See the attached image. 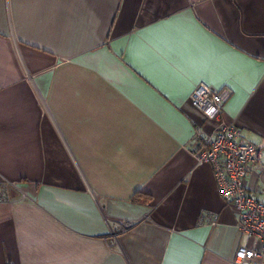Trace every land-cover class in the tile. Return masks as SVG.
<instances>
[{
    "label": "crops",
    "instance_id": "obj_1",
    "mask_svg": "<svg viewBox=\"0 0 264 264\" xmlns=\"http://www.w3.org/2000/svg\"><path fill=\"white\" fill-rule=\"evenodd\" d=\"M201 82L264 146V0H0V264H232Z\"/></svg>",
    "mask_w": 264,
    "mask_h": 264
},
{
    "label": "built area",
    "instance_id": "obj_2",
    "mask_svg": "<svg viewBox=\"0 0 264 264\" xmlns=\"http://www.w3.org/2000/svg\"><path fill=\"white\" fill-rule=\"evenodd\" d=\"M227 97L226 91L205 82L193 90V108L206 122L214 124L208 145L197 149L195 157L198 165L212 167L222 198L237 213L239 231L251 240L249 245L237 249L232 264H264V201L251 194L246 183L253 168L264 166V146L245 139L239 128L223 120ZM10 187L12 184L0 183V203L9 200ZM133 226L132 221L120 225L123 231Z\"/></svg>",
    "mask_w": 264,
    "mask_h": 264
},
{
    "label": "trees",
    "instance_id": "obj_3",
    "mask_svg": "<svg viewBox=\"0 0 264 264\" xmlns=\"http://www.w3.org/2000/svg\"><path fill=\"white\" fill-rule=\"evenodd\" d=\"M141 195H145V194H136V200H137V196L139 197V196H141Z\"/></svg>",
    "mask_w": 264,
    "mask_h": 264
}]
</instances>
